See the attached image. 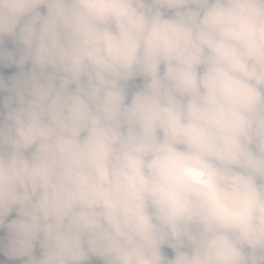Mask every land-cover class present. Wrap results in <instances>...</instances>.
<instances>
[{"label":"clouds","instance_id":"clouds-1","mask_svg":"<svg viewBox=\"0 0 264 264\" xmlns=\"http://www.w3.org/2000/svg\"><path fill=\"white\" fill-rule=\"evenodd\" d=\"M0 264H264V0H0Z\"/></svg>","mask_w":264,"mask_h":264}]
</instances>
